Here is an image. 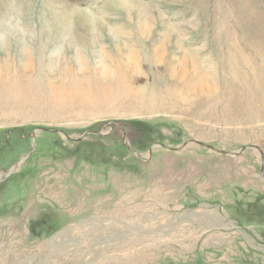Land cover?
<instances>
[{
    "label": "rangeland",
    "instance_id": "1",
    "mask_svg": "<svg viewBox=\"0 0 264 264\" xmlns=\"http://www.w3.org/2000/svg\"><path fill=\"white\" fill-rule=\"evenodd\" d=\"M262 168L264 0H0V264H264Z\"/></svg>",
    "mask_w": 264,
    "mask_h": 264
},
{
    "label": "water",
    "instance_id": "2",
    "mask_svg": "<svg viewBox=\"0 0 264 264\" xmlns=\"http://www.w3.org/2000/svg\"><path fill=\"white\" fill-rule=\"evenodd\" d=\"M121 127V130H122V134H123V139H124V141L125 142H127V138H126V133H125V129H124V127L121 125L120 126ZM59 132H61V133H63L62 131H59ZM63 134H65V133H63ZM86 134H88V133H86ZM97 135H101V133H96ZM66 135V134H65ZM67 137H69V138H71L70 136H68L67 135ZM85 137H81L80 139H76L77 141H80V140H83ZM188 142H190V141H188ZM187 142V143H188ZM191 142H197V141H191ZM186 144V143H185ZM202 145H204L203 143H201ZM155 145V144H154ZM153 145V146H154ZM248 147H250V146H245L243 149H241V150H239V151H235V152H228V151H225V153L226 154H240V153H242L246 148H248ZM210 148H212V149H215V150H217V148L216 147H213V146H210ZM135 151V150H134ZM138 155H139V153L137 152V151H135ZM261 154L263 155V152H261ZM141 156V155H140ZM261 174H262V176L264 177V169L262 168V170H261ZM4 178H2V179H0V180H3Z\"/></svg>",
    "mask_w": 264,
    "mask_h": 264
}]
</instances>
